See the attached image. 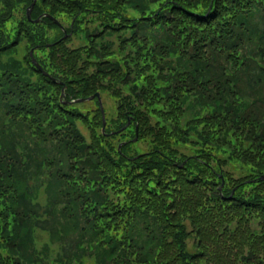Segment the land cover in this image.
I'll return each instance as SVG.
<instances>
[{"label": "trees", "instance_id": "obj_1", "mask_svg": "<svg viewBox=\"0 0 264 264\" xmlns=\"http://www.w3.org/2000/svg\"><path fill=\"white\" fill-rule=\"evenodd\" d=\"M32 2L0 0V264H264V0ZM106 90L103 133L67 102Z\"/></svg>", "mask_w": 264, "mask_h": 264}, {"label": "rangeland", "instance_id": "obj_2", "mask_svg": "<svg viewBox=\"0 0 264 264\" xmlns=\"http://www.w3.org/2000/svg\"><path fill=\"white\" fill-rule=\"evenodd\" d=\"M67 26V24H66ZM70 48H77L81 45H83L85 42L81 39V38H77V37H74L73 40L70 42ZM24 55V50L22 48H19L18 51L14 54H8V56L4 57L3 61L6 62L8 59L10 58H22ZM3 68H0V71H2ZM250 87V88H249ZM244 86L245 90L247 93H249L251 95V90L252 91H255L254 93V97L251 95V100H254V99H257V100H260L262 102H264V90H261V89H256V88H252L251 86ZM251 89V90H250ZM101 98H102V101H103V105L105 107V110L109 113V114H113L115 112H117V105L118 103L116 102V100L114 99V97L111 95V93H109V90H106L105 92L101 93ZM86 107H90L92 109H97V107L95 106V104L92 102L88 105H86ZM89 108V109H90ZM84 112H87L85 110V108H81ZM89 111V110H88ZM78 128L81 132V134L86 138V139H89V137L92 135V130L90 128V124L89 126L85 125L84 123L82 122H79L78 123ZM94 132V131H93ZM188 148H187V152L189 153L190 152V145H186ZM139 147H141L142 149H145L146 145L145 143H141L139 145ZM46 156V154L44 155ZM52 156L50 155V158ZM11 182L15 183L14 180H12ZM39 183H40V187H41V179L39 180ZM44 190V187L43 189H41L42 193L44 194V196L41 194L40 196V199L42 202H46V199H45V196H46V193L43 192ZM45 205V203H44ZM64 203H59L58 207L55 209L56 212L58 214H62V211H63V208H64ZM65 219L62 217L61 219V223H62V228H63V223H65ZM60 231L61 230H58V232L55 234L54 236V240L51 239V237L48 235V234H45L43 233L41 235V238L39 240V243H38V248L41 249L44 245L48 244L50 246V249H51V252L53 254V256L56 255V253L60 250V245L58 243H62V242H58L59 240V237H60ZM64 232L65 236H64V239L63 241L66 243V244H69L76 236L77 234L74 233L73 231H68V230H65V231H62ZM83 234V232L81 231V235H79V237H81ZM53 241L55 243H53ZM52 242V243H51ZM190 246L192 245V241L189 243ZM84 264H95L94 260L93 259H88L84 262Z\"/></svg>", "mask_w": 264, "mask_h": 264}, {"label": "water", "instance_id": "obj_3", "mask_svg": "<svg viewBox=\"0 0 264 264\" xmlns=\"http://www.w3.org/2000/svg\"><path fill=\"white\" fill-rule=\"evenodd\" d=\"M36 2H37V0H33V2L31 3V5H30V6L27 8V10H26V15H27V18H28V20H29L30 22L39 23V22L42 20V17H40V18H38V19H36V20L32 19V12H33V9H34V7H35V5H36ZM44 16L49 17V18L51 17V16L48 15V14H45ZM51 19H53V18L51 17ZM54 21H55V23L59 24V22H58L57 20L54 19ZM59 25H60V24H59ZM60 27H62L61 29H62V31L64 32V36H63L62 40H63V39H66L68 36H70V35L67 33L66 29H65L63 26H60ZM37 49H38V47H35V48H33V49L30 50V58H31V61H32L33 65H34L39 71H41V72L44 74L45 77L50 78V79H52L53 81H56V80H55L54 78H52L47 72H45V71L43 70V68L41 67V65L38 63L37 59L34 57V51L37 50ZM65 89H66V86H64L63 89H62V99L65 97ZM95 98H97L98 101H99L100 109H101V113H102V119H103V128H102V132H103V133H106V117H105V111H104L103 103H102L101 96H100L99 93H97L96 95L91 96V97H89V98H86V99H77V100L69 101V102H67V103H69V104L83 103V102L92 101V100H94ZM130 123H131V120L129 119L127 125H126L122 130H125V129L130 125ZM119 132H121V131H119ZM114 134H115V133H114ZM137 140H138V126H136V137H135V139L133 140V142H136ZM182 166H183V165H181V167H182ZM263 179H264V177H263ZM223 184H224V182L222 183V185H223ZM221 190H222V187L220 188V191H221Z\"/></svg>", "mask_w": 264, "mask_h": 264}]
</instances>
